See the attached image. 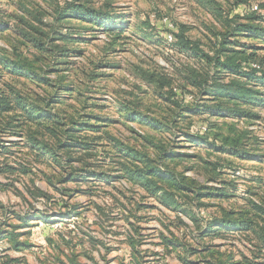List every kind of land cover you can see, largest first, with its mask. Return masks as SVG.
Here are the masks:
<instances>
[{"label":"rangeland","instance_id":"rangeland-1","mask_svg":"<svg viewBox=\"0 0 264 264\" xmlns=\"http://www.w3.org/2000/svg\"><path fill=\"white\" fill-rule=\"evenodd\" d=\"M73 1L0 0V19L10 27L0 32V49L14 61L32 63L38 74L58 85V89L46 88L6 72L0 74V91L9 93L8 88L12 87L22 97L38 102L59 93V100L46 110L59 115L66 124L73 120L99 125V133L82 132L77 136L93 138L91 142L100 145L99 150L105 156L96 154L79 164L75 161L81 155H73L70 161L58 148L60 136H53V127L45 129L28 123L19 109L4 115L0 138L9 146L11 154L0 155V234L3 233L0 254L22 258L27 264H72V261L77 264H183L184 261L206 264L203 261L205 257L209 260L208 252L192 254V251H204L209 246L233 255L234 261L240 262L241 255L251 257L253 243L244 234L230 233L216 239L202 237L205 231L194 226L190 215L205 219L209 215L221 216V209L240 211L248 209L250 203L260 205L264 198V106L250 108L259 118L239 124V128H248L260 141L258 145L251 144L252 156L248 160L210 154L207 148L198 145L188 148L189 143L179 142L184 146L176 151L199 155L203 161H219L235 170L223 177L225 182H235V197L205 201V208L182 199L181 209L185 212L173 211L150 197L125 174L124 167L132 168L135 164L116 146L121 144L125 150L153 154L145 137L174 139L176 144L181 141L150 127V123H155L153 120L167 124L174 112L160 99L163 95L160 89L144 80L143 73L163 75L179 91L183 86L180 73L189 63L170 50V31L176 25H188L192 28L191 38L209 45L214 40L209 29L217 26L212 14L201 9L195 0H87L95 9L111 5V8L105 7L109 17L123 21L122 27H125L117 39L72 16L59 20L65 5ZM217 1L225 14L232 16L254 6H264V0H247L237 6V0ZM260 7L257 11L264 16V8ZM31 27L52 38L59 37V33L87 38L86 42L68 45L71 50L81 51L83 56L69 55L63 64L55 65L48 54H41L22 36V31H27L39 37ZM141 28L161 35L150 42L139 32ZM55 43L64 46L61 42ZM258 55L264 59V50L258 51ZM64 86L67 89L60 90ZM164 92L167 94L168 88ZM126 108L133 111L134 120L128 119ZM204 119L195 118V126H205ZM178 128L186 129V121L179 122ZM3 129H10L11 134L2 133ZM36 142L51 145L58 160L43 154L42 147L35 150ZM191 166L195 167L193 172L186 170ZM204 166L202 162H184L177 172H186L187 177L202 185L220 187L221 184H208L210 175ZM74 175L81 180L71 181ZM37 189L47 193L50 199L39 198ZM248 191L256 196H248ZM8 233L19 235L18 241L28 246L16 250L9 238H2ZM170 240L175 241V246L168 244Z\"/></svg>","mask_w":264,"mask_h":264},{"label":"trees","instance_id":"trees-1","mask_svg":"<svg viewBox=\"0 0 264 264\" xmlns=\"http://www.w3.org/2000/svg\"><path fill=\"white\" fill-rule=\"evenodd\" d=\"M195 1L201 9L212 14L217 26L209 29L214 38L209 45H204L191 38L189 34L192 28L188 25H176V29L170 31L173 39L172 43L168 45L170 50L184 57L189 63L180 73L183 86L178 91L167 77H165L167 80L165 81L163 75L143 73L144 80L149 85L160 89L159 93L163 94L160 99L164 100L174 112V116L167 124L159 123L157 120H153L155 123L148 124L160 134H170L181 141H177L176 144L174 139L156 140L151 136L145 137V143L153 154H143V152L134 149L125 150L121 144L117 143L118 145H116L118 151L122 152L126 158L133 160L135 164V167L132 168L124 167L128 178L150 197L157 199L166 208L173 211L182 210L180 203L182 199L190 200L192 203L196 202L198 208H205L207 206L203 202L226 200L235 197L234 193L237 191L234 181H223V177L228 175L229 171L235 172L234 169L219 163V161H203L199 155L180 153L176 150H181L184 145L179 142L189 143L188 148L195 145L207 148L210 154L248 160L252 156L251 144L258 145L260 141L254 138L248 128H239V124L259 118V115L254 114L251 109L264 106V59L258 55V51L264 50V16L258 11H252V7L249 11L238 15H226L222 4L217 0ZM247 2V0H237L236 6ZM89 3L87 0H74L66 4L59 20L65 16H72L70 18L88 23L104 34L116 36L117 39L121 38L125 32V27H122L124 22L109 17L110 12L105 7L111 8V5L106 4L95 9ZM260 8H264V6L261 5ZM31 29L40 36L36 37L27 31H22V36L27 38L28 42L41 54H48L55 65L58 62L63 64L62 61L66 60L69 55L83 56L81 51L71 50L68 45L81 41L86 42L87 38L77 34L61 33H59V37L52 38L34 27ZM8 30H10L9 24L0 19V32ZM139 32L143 33L145 38H149L150 42L157 40L161 35L160 33L152 34V31L148 33L144 28L139 29ZM55 41L61 42L64 46L56 44ZM6 72L12 76L30 80L31 83L42 84L46 88L58 89V85H53V81L37 73L35 65L22 60L14 61L4 49H0V74ZM162 88L164 90L168 88V93L166 94ZM66 89L67 86L60 88L62 91ZM8 92L0 91L1 127H3V116L19 109L28 123L41 125L45 129L53 127V136H60L58 148L68 156L70 161L74 158L73 155H81L75 161L80 164L86 159L95 157L96 154H103L99 150L100 145L91 142L93 138L89 140L77 136L82 132L95 135L99 133V125L91 123L85 125V123L73 120L70 124H66L59 115L46 110L47 107H52V102L59 100V93L56 92L49 95L44 101L38 102L22 97L12 87L8 88ZM124 111L129 114L128 119H135L131 117L133 113L131 109L126 108ZM195 118H205L203 121L205 126L197 128ZM182 121H186V129L178 128L179 122ZM73 125H77L79 129ZM3 130L2 133L11 134L8 133L10 129ZM8 147L0 138V155L11 154ZM36 147H42V151L45 149L43 154H48L49 157L58 160L56 150L51 145L36 142L35 150H37ZM75 158L77 157L75 156ZM69 160L67 161L69 162ZM184 162L191 164L202 162L210 175L208 184L217 183L221 186L202 185L195 179L187 177L186 172L178 173V166ZM58 164L61 165L60 160ZM193 166L186 170L193 172L195 170ZM76 176L74 175L70 180L72 181ZM82 179L85 180L84 182L87 181L86 178ZM75 180H81V177L75 178ZM255 181L261 183L262 180L256 178ZM37 190L39 198L50 199L47 193ZM246 194L256 196L252 191H248ZM182 212L185 211L182 210ZM221 212V216L209 215L205 219L191 213L190 217L195 227L205 231L202 237L216 239L226 237L230 233L244 234L245 238L253 243L254 253L251 257L241 255L240 262L234 261L233 255L221 253L209 246H206L204 251L194 250L192 254L208 252L209 260L207 261L205 257L203 261L206 264H264V198H261L260 205L250 203L248 209L240 211L221 209ZM18 237L19 235L8 233L2 238H9L16 250L28 246L25 242H19ZM168 244L175 246V241L170 240ZM132 246H134L133 243ZM0 264L27 263L22 258L0 254ZM72 264L77 263L72 261ZM183 264L197 263L184 261Z\"/></svg>","mask_w":264,"mask_h":264},{"label":"built area","instance_id":"built-area-1","mask_svg":"<svg viewBox=\"0 0 264 264\" xmlns=\"http://www.w3.org/2000/svg\"><path fill=\"white\" fill-rule=\"evenodd\" d=\"M257 9H258V7L257 6H254V7H252V11H257ZM169 40L172 42V36H169Z\"/></svg>","mask_w":264,"mask_h":264}]
</instances>
